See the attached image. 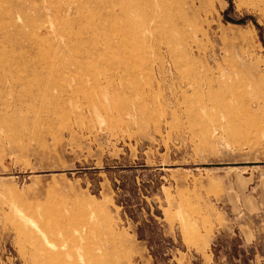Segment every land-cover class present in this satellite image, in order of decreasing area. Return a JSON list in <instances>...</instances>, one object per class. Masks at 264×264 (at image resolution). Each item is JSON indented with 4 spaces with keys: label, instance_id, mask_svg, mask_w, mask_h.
<instances>
[{
    "label": "rangeland",
    "instance_id": "obj_1",
    "mask_svg": "<svg viewBox=\"0 0 264 264\" xmlns=\"http://www.w3.org/2000/svg\"><path fill=\"white\" fill-rule=\"evenodd\" d=\"M0 264H264V0H0Z\"/></svg>",
    "mask_w": 264,
    "mask_h": 264
},
{
    "label": "bare ground",
    "instance_id": "obj_2",
    "mask_svg": "<svg viewBox=\"0 0 264 264\" xmlns=\"http://www.w3.org/2000/svg\"><path fill=\"white\" fill-rule=\"evenodd\" d=\"M59 253V252H58Z\"/></svg>",
    "mask_w": 264,
    "mask_h": 264
}]
</instances>
